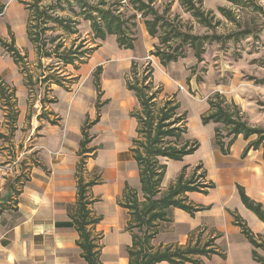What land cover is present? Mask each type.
I'll list each match as a JSON object with an SVG mask.
<instances>
[{"label": "crops", "instance_id": "obj_1", "mask_svg": "<svg viewBox=\"0 0 264 264\" xmlns=\"http://www.w3.org/2000/svg\"><path fill=\"white\" fill-rule=\"evenodd\" d=\"M262 2L264 5V0ZM10 6L15 7L18 13L14 19L0 21V37L7 40L11 33L22 53L24 49L35 52L27 37V20H21L19 3L11 0L0 19L7 15ZM85 24L90 26L89 21ZM133 50L122 48L121 55L130 58ZM6 53L0 44V77L16 86L20 107L17 120H9L7 112L0 110V128L7 134L0 139V164L16 160L25 162L26 173L23 168H18L15 173L0 174V198L12 194L15 198L12 205L6 199L0 212V264H87L77 243L79 232L70 220V213L77 201L82 127L87 118L93 120L97 115L96 88L90 84L92 88L87 90V96L85 86L80 88L77 84L67 89L52 84L51 98L54 102L44 108V117L40 113H29L27 89L19 65L9 53L6 58ZM152 58L160 64L157 57L151 56L154 61ZM131 65V60L117 62L109 74L107 68L102 67V100L107 102L101 108L99 121L89 130L92 135L89 145L97 149L95 156L87 159L83 172L87 180L96 174L101 178L90 188V196L96 199L91 205L95 215L101 217L94 233L103 235L100 255L103 264H130L127 248L132 245L133 237L127 225L131 215L118 199L127 184L135 188L141 186L139 169L131 150L132 139L137 134V119L131 112L138 107L134 92L127 87L126 71H130ZM257 67L249 62L244 65L240 60L229 69L234 73L233 77L221 81L215 90L225 93L246 110L248 101L257 103L258 99L264 100V84L244 81L240 77L243 71H247L264 78V66H259L258 70L255 69ZM82 68H74L75 75L70 71V77H80ZM157 80L163 82L162 79ZM204 102L207 106L208 101L205 99ZM48 117L56 122H49ZM194 124L191 129L188 120L187 137L199 140L200 147L183 160L166 161L167 173L162 186L167 188L185 166L191 173V168L201 163L206 169L207 180L215 183V187L208 193L188 192L189 200L202 209L192 215L172 207L169 211L171 220L159 224L154 244L186 245L199 237L203 243L212 237L219 252L209 257L200 256L203 264H261L253 257V250L263 256L264 250L254 247L241 227L235 224L234 215L238 214L256 236L264 238V221L245 206L238 190V185L243 186L247 195L264 205L263 145L245 152L248 143L257 135L246 139L240 134L231 144L229 153L225 154L215 144L218 123L203 124L196 120L195 115ZM20 144H23V150H18ZM203 145L206 146L205 154L195 156ZM24 154H27L26 161H21ZM171 167L175 168L173 173L170 172ZM23 172L27 180L24 184L17 183L16 178ZM12 184L16 185L18 192L12 191ZM204 236L207 237L202 240ZM159 264L172 263L162 261Z\"/></svg>", "mask_w": 264, "mask_h": 264}, {"label": "trees", "instance_id": "obj_2", "mask_svg": "<svg viewBox=\"0 0 264 264\" xmlns=\"http://www.w3.org/2000/svg\"><path fill=\"white\" fill-rule=\"evenodd\" d=\"M156 0H129L124 10L123 0H30L25 3L28 12L27 37L32 43L37 60V66L42 72L36 76L40 82L49 83L47 90H52V84L65 86L67 77L61 75L68 65H80L86 63L96 47L88 46L85 38L80 37L79 24L82 20L90 22L92 41L105 40L108 35H115L118 46L123 49H134L137 40V30L140 15L148 33L158 38V43L150 51V55L159 59L162 66L166 67L171 62L186 57V47L194 50L198 60L203 59L206 45L214 41L225 43L227 40L239 39L241 34H249L245 29L238 33L221 34L217 32L197 34L190 30H183L173 21L169 15L171 6L168 5L161 12L155 6ZM204 0H180L182 7L208 29H214L220 24V19L213 11L206 12L202 8ZM234 6H253L255 10L263 11L262 5L256 0H227ZM6 4L0 0V13L4 11ZM219 12L229 21L238 22L237 14L232 7L219 6ZM132 10V11H130ZM175 17V16H174ZM58 31V32H55ZM76 36L67 43L66 37ZM0 44L8 51L15 63L22 66L26 78L33 82L34 75L26 67V53H22L15 44L14 35L11 40L0 37ZM44 59L55 60V63L44 65ZM22 64H25L24 67ZM264 66V61L262 62ZM48 68L49 73H45ZM154 67L150 61L140 63L133 60L130 73L127 74V87L133 91L138 107L131 112L137 119L136 136L132 139L131 150L137 163L140 174V188L126 185L122 197L118 199L120 205L129 209L131 218L127 229L131 231L133 241L127 248L130 264H159L168 261L172 264H203L200 256L209 257L218 253L215 239L209 238L205 242L200 237L186 245L154 244V239L159 232V224L162 221L171 220L169 211L172 207L181 208L192 215L201 210V206L194 205L187 195L188 192L198 191L208 193L215 187V183L207 180L206 169L199 163L194 166L191 173L185 166L173 182L163 189L162 183L167 173V160H183L194 153L200 142L195 138H188L189 111L183 109L176 95L164 93V85L156 82ZM102 66H97L94 71V85L97 91V115L95 119H86L82 127V139L80 141L78 163L77 201L75 209L70 213V220L79 232L77 240L82 249V256L87 264H103L101 260L103 235L94 233L95 225L101 220L95 215L91 205L96 199L90 196V188L100 182V175L96 174L90 179L84 177L83 172L87 159L95 156L97 147L90 146L92 135L90 128L99 121L101 108L107 100H102L103 91L100 82ZM257 84H264V78L250 76ZM27 85L30 82L26 81ZM7 94L3 79L0 77V97ZM164 96L161 98V95ZM50 102H54L50 99ZM209 109L201 116L203 124L209 122L222 123L226 133L219 127H215V144L225 154L229 153L230 146L235 138L242 134L246 139L256 134L257 138L248 143L245 148H264V128L249 124L240 115L238 105L226 101L224 94L217 91L214 96L208 98ZM17 113L14 115L16 116ZM42 116V115H41ZM49 122L55 123L48 117ZM228 139V141H226ZM23 178V179H22ZM27 180L23 172L16 178V182L24 184ZM12 191L18 192L15 184ZM241 199L245 206L252 210L264 221V205L255 201L247 193L243 186L238 185ZM7 201L10 197L6 198ZM235 224L241 227L242 232L255 248L264 250V238L256 236L246 222L238 215H234ZM137 229V231L135 230ZM201 234V233H200ZM201 236V235H199ZM253 257L264 264V256L253 250Z\"/></svg>", "mask_w": 264, "mask_h": 264}, {"label": "rangeland", "instance_id": "obj_3", "mask_svg": "<svg viewBox=\"0 0 264 264\" xmlns=\"http://www.w3.org/2000/svg\"><path fill=\"white\" fill-rule=\"evenodd\" d=\"M2 1L5 2L6 6L11 2V0ZM27 1L30 0H15V2L19 3V8H21L22 14L23 11H25L23 16L21 14V20L24 22L27 20L26 17H28V12L26 11L24 3ZM128 1L129 0H123L121 10H124ZM45 2L49 3L50 0H45ZM256 3L258 5H262L263 11L255 10L253 6H234L227 0H204L202 8L206 12L213 11L217 17L216 19H220V24L216 26V28L208 29L200 24L191 12L185 11L180 3V0H156L155 6L161 12L166 6H171L169 15L183 30H190L191 32L197 34L212 32L221 34L231 32L238 33L243 30L245 31V29H249L251 31L249 34L239 35L238 40L232 38L227 40L225 43L214 41L207 44L202 60H198L195 57L194 50L192 48L186 47V57L180 58L176 62H171L164 68L160 66L155 58H152L154 61L150 59L152 56L150 55V51L154 49V45L158 43L159 40L157 37L149 36L143 22V17L140 15L138 16L139 24L137 30V40L135 41L134 50L131 54H129L130 58L123 57L125 56L124 54L121 55L122 48L118 47L115 35H108L105 40L97 39L93 42L91 28L89 25L85 24L87 21L82 20L79 24L80 37L87 40L88 46L96 48L88 61L80 65L84 68H82V74L80 77H70V74L75 75V65H72V67L66 66L67 68L65 67L63 69V72L60 74L66 76L68 79L64 87L69 89L72 86H77V84L80 88L85 86V95L89 96L87 90L92 88L90 84L94 85V71L98 65L101 64L103 69L106 67L107 74H109V72H112L111 67H113L117 62L136 60L140 63L147 64V62L150 61L155 70L154 75H156V82L164 85V93L176 95L177 99L180 100L183 109H187L189 111V125L192 129L195 125V115L196 120L202 121L201 116L208 111L209 104L206 106L204 100L206 99L208 101L209 97L214 96V94L219 91L215 90V87H217L221 81H226L233 77L234 73L229 69H232L234 64L236 65L240 62V60L244 63V65L249 62V64L258 65V67L255 68L257 70L259 69V66L262 65V62L264 61V5L262 0H256ZM221 5L232 7L237 14L238 22L229 21L225 16H223L218 9ZM17 13V9L10 6L7 15L1 18L0 21L4 19H14ZM75 37L76 36L66 37L67 43H71V39ZM7 40H11V33L10 36L7 37ZM24 51V53L27 54V58L25 59L26 67L30 69L34 75L33 82L29 81L26 78L25 71L21 69L22 66H18L23 76L24 86L27 89L26 106L28 107L29 113H40V115L43 116L45 113L44 108L49 105L50 99H53L51 98L53 93L50 90H47L50 85L49 83L40 82L36 79V76L42 72V69L37 66L35 52L31 53L28 49H24ZM5 53V57L8 58L9 52L5 50ZM9 56L12 58L10 53ZM54 61L55 60L51 61L44 59L43 63L44 65H48L49 63H55ZM22 65L24 67L25 64ZM103 69L100 73V82H102V78L104 76ZM44 70L45 73H49L50 71L48 68ZM70 71L72 72L69 74ZM128 73H130V71H126V74ZM250 76L259 77V75H255L247 71H243L240 74L241 80L252 82V80L249 79ZM157 79H162L163 82ZM26 81L30 82V85H27ZM3 82L4 87L7 89V94L3 98L0 97V110L7 112L9 120H17L19 114L18 110L20 107V100L17 97V88L6 79H3ZM221 93L224 94L228 103L231 105L236 104L233 100H230L225 93ZM163 96L164 94L161 95V98ZM23 98L24 97H22L21 101H23ZM256 102L257 103L248 101L246 103V110H243L240 105H236H238L242 118L249 124L264 127V100L258 99ZM16 113L17 115L14 116ZM87 119L91 120L90 118ZM218 126L224 133H226L222 123H219ZM5 133L6 132L1 131L0 128V139L7 135ZM226 141H228V139H226ZM22 148L23 144H20L18 150H23ZM205 152L206 146L203 145L201 149L196 152L195 156H203ZM26 158L27 154H24L20 159H24L21 161H26ZM24 163L25 162L18 163L19 169L23 168V171L25 170V166H23ZM173 170H175V168L171 167L170 172L173 173ZM9 197L10 204H15L13 194ZM135 230L137 231V229ZM206 237L207 236H204L202 240H205Z\"/></svg>", "mask_w": 264, "mask_h": 264}, {"label": "built area", "instance_id": "obj_4", "mask_svg": "<svg viewBox=\"0 0 264 264\" xmlns=\"http://www.w3.org/2000/svg\"><path fill=\"white\" fill-rule=\"evenodd\" d=\"M5 9H6V7H5ZM5 9H4V11H5ZM4 11L2 12V13H0V15H2L3 13H4ZM18 160H16V161H14V162H12V163H9V164H5V165H1L0 164V174H3V173H5V172H8V173H15V172H17V170H18ZM1 184H2V181H1V178H0V187H1Z\"/></svg>", "mask_w": 264, "mask_h": 264}, {"label": "water", "instance_id": "obj_5", "mask_svg": "<svg viewBox=\"0 0 264 264\" xmlns=\"http://www.w3.org/2000/svg\"><path fill=\"white\" fill-rule=\"evenodd\" d=\"M5 202H6V197L0 198V212L2 211V207Z\"/></svg>", "mask_w": 264, "mask_h": 264}]
</instances>
